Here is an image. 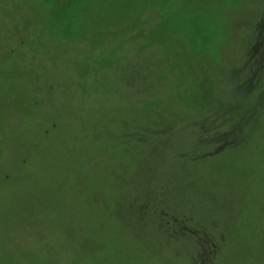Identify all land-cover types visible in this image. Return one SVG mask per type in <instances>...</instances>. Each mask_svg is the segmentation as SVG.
<instances>
[{
	"label": "rangeland",
	"instance_id": "obj_1",
	"mask_svg": "<svg viewBox=\"0 0 264 264\" xmlns=\"http://www.w3.org/2000/svg\"><path fill=\"white\" fill-rule=\"evenodd\" d=\"M0 264H264V0H0Z\"/></svg>",
	"mask_w": 264,
	"mask_h": 264
}]
</instances>
